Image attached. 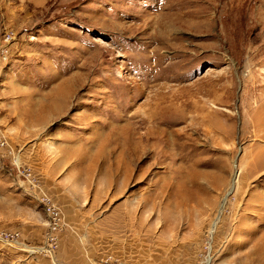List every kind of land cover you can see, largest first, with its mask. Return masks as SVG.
Segmentation results:
<instances>
[{"label": "rangeland", "instance_id": "obj_1", "mask_svg": "<svg viewBox=\"0 0 264 264\" xmlns=\"http://www.w3.org/2000/svg\"><path fill=\"white\" fill-rule=\"evenodd\" d=\"M81 259L264 264V0H0V264Z\"/></svg>", "mask_w": 264, "mask_h": 264}, {"label": "bare ground", "instance_id": "obj_2", "mask_svg": "<svg viewBox=\"0 0 264 264\" xmlns=\"http://www.w3.org/2000/svg\"><path fill=\"white\" fill-rule=\"evenodd\" d=\"M163 1V0H161ZM181 1H184V0H176V2L180 3ZM175 2V1H174ZM191 2V1H190ZM212 5V4H211ZM169 6V5H168ZM217 6V5H216ZM212 7V6H211ZM171 9V8H170ZM175 11L177 12V20H183V23L179 26L181 28L182 31H189V32H192V33H197L200 31L199 29V23L202 22L203 20H201V16H196V15H193L192 17L190 16H186V18L184 17V13L182 12L183 10V7H180L179 4H176L175 8ZM175 13V12H174ZM215 13V12H214ZM216 14V13H215ZM170 17H171V14H170ZM173 18V16H172ZM180 18V19H179ZM193 18V19H191ZM175 23V22H174ZM173 25V24H172ZM166 29V28H165ZM167 29H175V26H168ZM166 29V30H167ZM168 34V32H165ZM172 37V36H171ZM167 42H170V40L168 39H165Z\"/></svg>", "mask_w": 264, "mask_h": 264}, {"label": "built area", "instance_id": "obj_3", "mask_svg": "<svg viewBox=\"0 0 264 264\" xmlns=\"http://www.w3.org/2000/svg\"><path fill=\"white\" fill-rule=\"evenodd\" d=\"M2 53H3V55L4 54H7V49L6 48H3L2 49V51H1ZM4 58H5V56H3ZM42 201V200H41ZM40 201V202H41ZM48 200H43V202H42V204H47L46 205V210H48V211H50V210H52V211H54L55 209H54V205H52L51 203H49L48 204ZM56 218H60V216H59V214L58 215H56ZM56 221V220H55ZM60 221V220H59ZM59 224H57V226H58ZM8 237H11V235L9 234V236ZM104 264H121L119 261H117V260H115V262H112V261H106Z\"/></svg>", "mask_w": 264, "mask_h": 264}, {"label": "crops", "instance_id": "obj_4", "mask_svg": "<svg viewBox=\"0 0 264 264\" xmlns=\"http://www.w3.org/2000/svg\"><path fill=\"white\" fill-rule=\"evenodd\" d=\"M72 246H73V245H72ZM61 253H65V249L63 250V248H61L60 254H61ZM81 260H82V259H81ZM82 261H83L84 264H87V263L85 262V259H83Z\"/></svg>", "mask_w": 264, "mask_h": 264}]
</instances>
